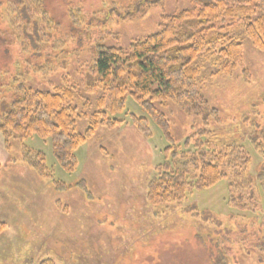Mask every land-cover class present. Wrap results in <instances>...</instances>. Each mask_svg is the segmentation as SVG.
Instances as JSON below:
<instances>
[{
  "label": "rangeland",
  "instance_id": "374dc122",
  "mask_svg": "<svg viewBox=\"0 0 264 264\" xmlns=\"http://www.w3.org/2000/svg\"><path fill=\"white\" fill-rule=\"evenodd\" d=\"M0 1L6 2L0 27L10 43L6 47L1 37L0 62L7 63L0 71V112L18 83L15 77L24 75L26 86L36 90L75 85L82 103L77 112L89 115L102 94L100 89L88 92L97 47L129 49L155 33L164 14L196 5L195 0H164L141 18L123 20L116 13L137 0H40L50 20L41 28L30 24L23 32L17 29L19 20L13 21L8 0ZM256 14H264V7ZM235 29L244 48L242 66L228 74L217 68L215 57L202 59L200 90L217 109L208 125L171 101L157 107L169 120L176 143L207 128L214 149L242 144L251 175L264 167L263 156L246 139L264 123L254 110L264 97V51L253 47L240 25ZM107 112L123 124L96 128L75 151L78 166L69 173L57 162L50 138L34 135L24 142L44 152L51 178L14 161L22 143L13 140L9 152L0 132V264H212L216 255L228 264H264V251L255 247L257 238L264 239V215L233 208L227 199L229 178L195 191L182 204L150 203L148 185L170 143L149 118L151 137L133 125L132 115L148 114L130 95L122 109ZM88 123L79 118V132Z\"/></svg>",
  "mask_w": 264,
  "mask_h": 264
},
{
  "label": "trees",
  "instance_id": "16d2710c",
  "mask_svg": "<svg viewBox=\"0 0 264 264\" xmlns=\"http://www.w3.org/2000/svg\"><path fill=\"white\" fill-rule=\"evenodd\" d=\"M162 1L137 0L116 15L123 20L141 18L150 6ZM195 1L196 5L190 9L164 14L158 30L133 42L129 49L97 47L91 73L88 74V92L95 93L100 89L102 94L97 96L96 110L91 115L87 112L78 114L77 109H82L78 103H82L78 101L81 99L75 85L56 86L53 92L36 90L26 86L24 75L21 79L17 75L18 83L0 112V132L5 148L10 152L13 140L22 143L21 155L14 161L27 164L43 178H51L44 152L24 143L36 135L50 138L57 162L66 172L74 171L78 166L75 151L96 128L123 124L121 120L108 117L107 108L114 111L122 109L126 95H130L148 114L147 117L132 115L133 125L151 137L150 119L170 143L163 149V159L157 164L155 177L148 185L150 203L182 204L195 191L213 187L227 177L230 183L227 199L233 208L258 217L264 215V167L258 173L247 175L251 160L245 147L226 144L223 148L214 149L207 140L211 133L207 128L190 134L182 143H176L169 120L157 107V104L166 106L171 101L194 111L205 121L206 127L217 109L210 107L200 90L198 80L202 59L215 57L217 68L228 74L242 66L243 43L234 35L239 25L253 47L264 51V14H256L264 7V0ZM4 3L0 1V9ZM7 3L13 21L20 22L17 29L23 32L30 24L41 28L40 24L46 23L44 20H50L40 6V0H8ZM22 5L24 9L21 10ZM1 37L4 34L0 27ZM5 41L9 47L6 38ZM5 51L8 52V48ZM6 55L2 56L3 59ZM5 64L0 62V71ZM254 110L260 112L264 120V97L255 104ZM83 117L89 122L84 133L79 132L77 125V120ZM256 128V135L248 134L246 139L264 158V123ZM0 229H4L3 223H0ZM255 247L264 251V239L257 238ZM211 260L212 264H228L221 255Z\"/></svg>",
  "mask_w": 264,
  "mask_h": 264
}]
</instances>
